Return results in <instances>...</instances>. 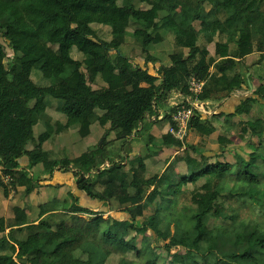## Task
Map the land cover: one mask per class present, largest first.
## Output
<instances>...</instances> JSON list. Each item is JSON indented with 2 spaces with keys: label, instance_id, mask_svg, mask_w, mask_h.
I'll return each mask as SVG.
<instances>
[{
  "label": "trees",
  "instance_id": "trees-1",
  "mask_svg": "<svg viewBox=\"0 0 264 264\" xmlns=\"http://www.w3.org/2000/svg\"><path fill=\"white\" fill-rule=\"evenodd\" d=\"M263 3L0 0V197L12 202L6 212L0 211V264H107L114 253L140 258L146 251L154 255L148 262L157 264L159 255L151 243L155 236L169 240L164 245L171 255L169 264H179L183 257L180 250L172 253L173 247L193 249L192 264H264V218H241L244 208L264 217V155L258 153L264 146V118H245L255 104H264V83L256 81V63L247 67L244 61L254 52L264 58ZM92 24L107 30L108 39L99 37ZM168 40L176 49L169 55L170 64L160 65L161 58L150 49ZM211 44L215 54L209 50ZM230 59L233 63L228 65ZM193 77L204 81L198 95L190 90ZM245 89H251L250 94L239 97L232 111L220 109L222 100ZM174 92L181 100L169 104ZM194 100L221 103L215 113L205 114L191 106ZM54 103L62 119L50 114ZM190 108L185 138L187 130L203 136L219 130L230 134V125H240V134L249 137L242 154L229 159L223 151L204 152L185 138L174 139L178 148L185 146L186 166L180 169V161L168 151L174 132L158 137L155 130L162 121L178 130L180 122L174 116ZM161 109L164 116L159 119ZM38 124L41 132L36 135ZM95 127H106L102 141L97 143L101 135L95 132L97 140L77 156L52 158V150L44 147L64 130H76L80 141L88 139ZM140 139L146 142L144 152L122 157ZM154 152L163 157L156 158ZM154 159L157 163L151 166ZM46 163L49 174L55 169L71 171L78 190L109 209L117 201L124 214L105 218V210L82 205L72 189L66 197L40 195L45 188L65 185L51 182L52 175H34L32 168ZM230 176L243 184L225 186ZM201 181L192 191L193 205L179 210L176 202L185 186ZM151 188L157 196L152 204L167 210L166 222H158L155 213L145 214ZM18 195L26 199L20 207L13 202ZM43 196L46 201L38 203ZM220 205L228 207L226 217ZM32 206L39 208L35 216ZM66 229L68 233L61 235L59 231ZM77 233L84 237L80 243L75 241ZM138 235L143 237L141 246ZM197 253L205 256L203 262ZM118 264L133 262L122 256Z\"/></svg>",
  "mask_w": 264,
  "mask_h": 264
},
{
  "label": "rangeland",
  "instance_id": "rangeland-1",
  "mask_svg": "<svg viewBox=\"0 0 264 264\" xmlns=\"http://www.w3.org/2000/svg\"><path fill=\"white\" fill-rule=\"evenodd\" d=\"M140 6L142 7H146V3H140ZM262 8L264 9V3H263V6ZM126 20V19H125ZM78 26L80 28H82L83 30H85L87 33L89 34H92V30H90L87 26H85L83 23H80V22H77ZM93 27L95 28L96 30V34L103 38V39H108V36L109 33L106 31H101L98 27V25H94L92 24ZM130 29V27H129ZM170 37V36H169ZM54 38H56L54 36ZM232 38V36L230 37V39ZM128 42H133V40L129 37L128 38ZM213 48V49H212ZM131 47L129 46L128 48V51H130ZM176 47L174 45V41H167V42H164L163 45H157L155 46L154 48H151L150 51L154 54H156V56L160 57L161 60H160V65L163 63L165 65H168L170 64V53L175 51ZM210 49L213 51V53L215 54L217 52V49L216 47H210ZM74 51H76L74 49ZM136 51H137V54H139V49L136 48ZM7 52H8V56H11L13 54L12 50L10 47L7 48ZM255 54V52H254ZM142 58V57H141ZM252 57L249 58L247 61H248V64H250V61H251ZM8 60V59H7ZM142 64L144 63V60L142 59H138ZM233 62L231 61V59L228 61V65H231ZM159 65V63H157ZM150 70L151 72H153L154 74H156L155 72V69L154 67L152 66V63H150ZM237 68L240 67V64L238 63ZM257 70L259 71H262L260 68L258 67H255ZM38 70H34L33 72L37 75V76H40L41 74L37 72ZM234 73L232 71L228 72V76H232ZM99 83H101L100 80H98ZM261 82L264 83V79H261ZM249 90H245V91H237L236 92V96L239 98V97H243L244 95L246 94H249ZM175 102H178L177 100H172L170 101L169 99V104L172 103V104H175ZM55 106H56V103L53 104V106L49 109L51 115L53 116V118L55 119H62V115L61 113L55 109ZM204 112H206L205 114H212L214 112L213 108L211 109H208L207 111L205 110ZM164 116V111L163 109H161L159 111V119L161 117ZM256 117H263L264 118V104H255L251 110V113L248 114L245 118L246 120L248 119H253V118H256ZM108 118V115H105V119ZM155 118V116L153 117ZM237 119L236 118H233L231 119L230 122H233ZM222 120V119H220ZM104 124H106L105 121H103ZM164 122V127L161 129L159 128L158 131H155L159 136L158 137H161L163 134L165 133H168L169 131H171V125H169L168 122L166 121H162ZM230 129H231V133L230 134H227L226 132H224L223 130H219V131H216L214 133H212L211 135H200V134H195V132H192V131H189L187 130L189 133L186 135V138L184 137V134H185V131L186 129H183L182 131L180 130H174L172 128V130L174 131V134H175V137L173 138H170L169 139V144H171V146L169 147V153L172 154V158H176L178 161H180V164H181V167L180 169H183V167L186 166L185 162L183 161L182 159V156H183V153H184V148L185 146H183L182 148H178L176 146L177 142L176 140L180 139V140H186L188 141L189 144H193V145H196L199 149L203 150L204 152H213L214 150H218V151H223L224 153H226L227 157L230 159V158H235V154L236 153H239V154H242L241 150H243V146L245 145H248V141H249V137H247L248 135H241L240 134V125H230L229 126ZM104 128L106 129V127H95L92 131L94 132L92 134V137H88V139H82L81 141L79 139H81L77 133H76V130L72 129V130H64L63 132H60L58 136H54L52 137L51 139L48 140V142L46 144H44V147L48 148V149H51L52 150V158H57V159H61L63 158L64 156H69V157H72V156H77L78 154H80L81 152H83L84 150H86L89 146H91V144L93 143V140H94V137L93 135H95V132L96 134L98 135H101L98 140H97V143H100L104 137V134H105V130ZM34 130H35V134L38 135L40 132H41V126L38 124L34 127ZM176 139V140H174ZM257 140V138H255ZM94 140V141H96ZM257 142V141H256ZM187 143V144H188ZM146 145V142L144 140H135L133 141V143H131L127 149L126 152H123V155L122 157H126V156H129L130 157H133V152H144L143 148L144 146ZM191 154L194 155V156H197L198 154L195 153L193 150H190ZM153 152L151 153H148L146 155H152ZM158 152H154V155L156 156V158H160V157H163V154L161 155H157ZM260 154L264 155V146H261L259 147V152ZM145 155V156H146ZM149 158V157H148ZM24 160V159H23ZM27 160H25L26 162ZM157 163L156 159L154 160H150V165H155ZM109 163L106 162L104 165H108ZM103 166V165H102ZM49 167H50V163H46V164H39V165H36L32 168L33 170V173L35 176H38L41 177V174H45V175H52V180L51 182L53 183H58V182H61V183H64V187L60 188V191L59 189H56V188H47V190H49L52 195L51 196H46L47 199H52L53 197L55 196H58V194L66 197L68 196V190L69 189H72L78 196H79V199H80V203L86 207H90V208H93L94 210L96 211H100V210H105V214H104V217L107 218L109 215H113V216H120V215H123L124 213H120L122 210V206H120V204L117 202V201H112L113 202V206L111 207L112 209H109L108 207L104 206L102 202H97V201H94V200H91L87 194L81 192L80 190L77 189L76 187V181H75V177L73 176V173L70 171V172H59L58 169L55 171L52 172V174H49ZM165 166L162 168V171L165 170ZM186 170V169H185ZM184 170V171H185ZM161 171V172H162ZM42 172V173H41ZM180 173L182 171H179ZM155 174L154 172H150L149 175H153ZM154 180H152V184H154L153 182ZM46 181L43 180L42 183H45ZM203 181H201L200 183H197V185H195L194 183H190L188 184L187 186H185V190L184 192L179 196L177 202H176V206L177 208L180 210L182 209V207L184 206H192V199H191V196H192V191L194 190V188L196 186H199L198 184H202ZM243 183L239 180H237L235 177L233 176H230L227 178L226 182H225V186H228V187H235V188H239ZM99 189H102L103 187L101 185L98 186ZM152 189H150L149 191V205L147 206V209H146V215L148 214H151V213H155V216H156V220L158 222H166V219L164 220V215L165 213L167 212V210L164 208V207H159L157 208V206H155L154 204H152L157 196H155L153 193H152ZM60 192V193H59ZM151 192V193H150ZM40 195H43L42 193ZM39 202L38 203H42V202H45L46 199L43 197H39ZM71 200V198H70ZM159 200V199H158ZM231 198H229L227 201H230ZM25 197L23 195H18L13 202L16 203L17 207H20V206H23L25 204ZM238 204H236L237 206ZM33 213H34V216L38 213L39 211V208L38 206H32L31 209H30ZM219 210L222 212V217H226L229 212H228V207H223V205H220L219 206ZM84 217L86 218H92L93 215H83ZM241 218H244L246 220H258L259 222H263V215L260 214L259 215V211L258 210H251V209H247V208H244L242 209V212H241ZM185 223V221H184ZM163 225L165 224H162V227ZM171 229L174 230V224H171ZM219 231H223L224 233L227 232L226 229H224L223 227H220L219 228ZM61 233V235H66L68 233V229H66L65 231H59ZM132 234L134 235L135 232L132 231ZM2 236V233H0V237ZM84 239V237L82 236V233H77L75 235V241L77 243H80L82 242ZM143 240V237L142 235H138L137 237V242H138V245L141 246V241ZM149 242V241H148ZM169 240H166L164 241L163 239H161V237H158V236H155L154 237V240L151 241L152 245H153V249L155 250V252L159 255L158 256V259H157V264H169V261L171 260V255L168 254V252H166V250L164 249V245L166 243H168ZM180 250L181 253L183 254V257H180L179 258V264H192L193 260L190 259V257H194V250L193 249H183L182 247H173L172 248V253L176 252ZM191 253L193 255H191ZM197 259L199 261H202L203 262V259L204 257L203 254H195ZM122 256H125V258L128 259V261H131L133 262V264H150L148 262V259L149 258H153L154 255L151 254L150 252L146 251L140 258H137L135 254H117V253H114V255L108 259L107 261V264H118L119 263V260ZM207 264V263H206ZM225 264V263H223Z\"/></svg>",
  "mask_w": 264,
  "mask_h": 264
},
{
  "label": "crops",
  "instance_id": "crops-1",
  "mask_svg": "<svg viewBox=\"0 0 264 264\" xmlns=\"http://www.w3.org/2000/svg\"><path fill=\"white\" fill-rule=\"evenodd\" d=\"M219 39H221V37H218V38H216V41H218ZM210 47H213V45L211 44L210 46H209V50H211L210 49ZM213 49V48H212ZM212 51V50H211ZM213 52V51H212ZM252 57V59H251V61H250V64H248V59L249 58H251ZM244 61H245V63H246V66L247 67H250V65L253 63V62H255L256 64L254 65V72L256 73V76H257V78H256V81L257 82H259V83H262L261 82V74L262 73H264V58H262L261 59V54L259 53V52H255V54L254 53H251V54H249V55H247L245 58H244ZM255 67H258V68H260L262 71H259V70H257ZM263 78H264V75H263ZM262 78V79H263ZM256 82V83H257ZM246 90V89H245ZM245 90H241V91H245ZM237 91H240V90H237ZM237 91H235L234 93H233V97H231L230 99H228V100H222V105L220 106V109L221 110H226L227 112H230V111H232V109H231V107H233V104H235L236 103V101L239 99L237 96H236V92ZM250 91V90H249ZM182 97V95L181 94H179V93H176V92H174L171 96H170V101H172V100H177V101H180L181 98ZM51 114V113H50ZM161 127L163 128L164 127V125H163V123L161 122L160 124H159V127L155 130V131H158V129L160 128L161 129ZM157 134V133H156ZM23 163L24 164H26L27 163V161L25 162V160H23ZM59 191H60V189H59ZM60 193V192H59ZM43 195H45V196H49V194H48V192H47V190H46V188H45V192L44 193H42ZM58 196L60 197H63L62 195H60V194H58ZM45 198V197H44ZM46 199V198H45ZM12 204V202L10 201V200H5V199H3L2 197H0V211L1 210H3L4 212H6L7 211V208L9 207V205H11Z\"/></svg>",
  "mask_w": 264,
  "mask_h": 264
},
{
  "label": "built area",
  "instance_id": "built-area-1",
  "mask_svg": "<svg viewBox=\"0 0 264 264\" xmlns=\"http://www.w3.org/2000/svg\"><path fill=\"white\" fill-rule=\"evenodd\" d=\"M203 84H204L203 81H200L193 77L190 81V90L193 91L195 95H198L202 92ZM191 106L197 108L198 110L202 112H204L205 110L207 111L209 109L208 103L204 101H196V100L191 101ZM190 115H192V108L187 109V110H180L174 116V119L180 122V128L178 130L182 131L183 129H186ZM172 128L173 127H171V131L174 132ZM185 134H186V131H185Z\"/></svg>",
  "mask_w": 264,
  "mask_h": 264
},
{
  "label": "clouds",
  "instance_id": "clouds-1",
  "mask_svg": "<svg viewBox=\"0 0 264 264\" xmlns=\"http://www.w3.org/2000/svg\"><path fill=\"white\" fill-rule=\"evenodd\" d=\"M192 79V78H191ZM191 79H190V81H191ZM204 82V81H203ZM203 86H204V84H203ZM203 88V87H202ZM247 90V89H246ZM250 92H251V89H250ZM250 92H249V94H250ZM180 94V93H179ZM246 95H248V94H246ZM246 95H244V96H246ZM205 102V101H204ZM222 102V101H221ZM221 102H219V103H217V104H214V105H211V103H209V102H207L208 103V108L209 109H211V108H213V110H214V112L213 113H215L216 112V110L218 109V105L221 103ZM202 112V111H201ZM203 113H206V112H203ZM212 113V114H213Z\"/></svg>",
  "mask_w": 264,
  "mask_h": 264
},
{
  "label": "water",
  "instance_id": "water-1",
  "mask_svg": "<svg viewBox=\"0 0 264 264\" xmlns=\"http://www.w3.org/2000/svg\"><path fill=\"white\" fill-rule=\"evenodd\" d=\"M248 76H249V73H248ZM249 84H250V81H249ZM250 87L252 88V85L250 84Z\"/></svg>",
  "mask_w": 264,
  "mask_h": 264
}]
</instances>
